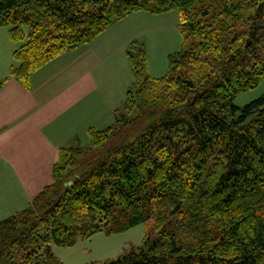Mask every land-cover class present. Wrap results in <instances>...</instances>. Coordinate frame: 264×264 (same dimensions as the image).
Returning <instances> with one entry per match:
<instances>
[{
  "label": "trees",
  "instance_id": "trees-1",
  "mask_svg": "<svg viewBox=\"0 0 264 264\" xmlns=\"http://www.w3.org/2000/svg\"><path fill=\"white\" fill-rule=\"evenodd\" d=\"M176 10L185 44L169 73L150 76L130 44L135 80L114 123L60 149L52 183L0 222V264H62L53 246L153 218L139 251L91 264H264V96L235 104L264 79V0H0V26L27 39L0 87L31 88L132 14Z\"/></svg>",
  "mask_w": 264,
  "mask_h": 264
},
{
  "label": "crops",
  "instance_id": "crops-1",
  "mask_svg": "<svg viewBox=\"0 0 264 264\" xmlns=\"http://www.w3.org/2000/svg\"><path fill=\"white\" fill-rule=\"evenodd\" d=\"M153 17L139 12L117 22L34 73L29 89L12 77L0 87V215L27 209L52 183L60 149L113 123L135 80L128 48L144 34L140 23ZM6 61L0 84L13 66Z\"/></svg>",
  "mask_w": 264,
  "mask_h": 264
},
{
  "label": "rangeland",
  "instance_id": "rangeland-1",
  "mask_svg": "<svg viewBox=\"0 0 264 264\" xmlns=\"http://www.w3.org/2000/svg\"><path fill=\"white\" fill-rule=\"evenodd\" d=\"M160 15L162 16L160 17ZM160 15H151L154 16L152 20H145L140 23L144 28L139 27L137 32H144V34L137 40L139 42L138 48L132 51L135 57L142 50L146 52L149 74L154 78H162L169 73V57L180 53L185 44L184 37L179 29L178 10ZM30 31L29 27L25 29L27 35L30 34ZM26 40L22 42L12 41L9 37V28L0 26V60L2 62L7 60L6 63L14 65V52L23 46ZM191 43L188 42L189 47ZM107 71L113 75V70L107 69ZM263 96L264 79L254 89L238 94L235 98V104L242 108ZM82 140V147H87L88 141ZM75 145L77 146V144ZM6 216L8 215H0L3 220L6 219ZM153 223L154 218L123 232H114L110 235L99 232L89 238H80L71 247L53 246L52 252L62 264L112 262L120 256L132 251H139L140 248L144 247V239L147 233H151V237H154V234H152Z\"/></svg>",
  "mask_w": 264,
  "mask_h": 264
}]
</instances>
